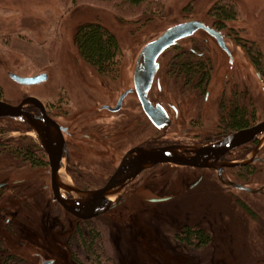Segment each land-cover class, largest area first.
<instances>
[{
  "label": "rangeland",
  "instance_id": "1",
  "mask_svg": "<svg viewBox=\"0 0 264 264\" xmlns=\"http://www.w3.org/2000/svg\"><path fill=\"white\" fill-rule=\"evenodd\" d=\"M223 2L233 3L238 11L237 20L228 21L223 31L233 59L230 60L213 38L204 32L181 42V46L184 45L182 47L188 50L193 49L196 44L203 46L205 43L206 48H201L213 57L214 66L210 86L212 97L206 101L202 96L187 103L189 106L195 104L196 108L199 107L198 109L201 108L210 115L215 110L214 106L217 109L221 90L229 92L233 89L232 97L239 100V103L245 96L249 112L253 116L251 120L255 123L262 122L264 0H166L163 11L157 12V15L144 13L145 7L138 10L126 7L123 10L126 13L122 12L123 18H119L118 9L112 7L114 3L118 4V0H102L95 5L88 3L72 10L69 8L72 0H0L2 101L16 105L26 97H37L53 108L58 123L73 127L75 131L79 130L77 145L72 148L74 153L70 156L69 170L64 161L61 173L72 185L82 186L88 180H95L92 185L98 187L106 177L105 167L109 165L99 162L103 160L102 153L87 148L83 127L97 126L103 122L108 125L116 121L115 115L101 111L100 106L104 103L115 104L120 94L133 86L137 59L148 43L181 23L199 21L212 27L216 18L211 15L210 10ZM90 23L101 24L119 41L123 57L121 76L117 82L108 80L107 85H103L102 77L79 55L74 37L80 26ZM234 39L242 40L246 45L254 44L261 52L263 80L259 79L247 53L235 44ZM189 40L193 43H188ZM51 45H55L54 52L49 51ZM172 51L164 53L163 58L171 56ZM10 74L21 77L47 74L49 79L40 86L23 87L13 82ZM175 81L167 79L163 81V86L156 84L155 99L163 102L162 98L165 97L170 100L167 104L181 105L183 97L178 95V81ZM125 107L135 109L138 101L130 96ZM204 124L207 128L214 127L206 119ZM7 128L14 134H3ZM176 129L177 125L173 127V130ZM153 131L155 136L159 135L155 129ZM25 133L37 139L36 134L22 122L0 120V141L9 137L17 139ZM253 150L251 148L250 152ZM254 157L264 159V149L257 156L256 151L250 153L245 159ZM252 163L253 173L248 175L242 185L253 190H263L264 164L258 160ZM2 166L4 167L0 160V168ZM92 167L101 169L97 173H91ZM235 171L237 168L227 171L234 181ZM151 173V184L158 189L165 187L163 193L174 194L173 198L165 203L133 199L125 207L114 206L107 214L89 220L88 223L101 232V239L95 242L93 249L101 260L98 264H264V190L259 194H250L231 189L218 181L213 171H199L195 174L194 171L161 165ZM23 176L29 180L28 184L42 179L45 181L43 186H50V174L25 170ZM197 179L201 181L195 183ZM156 191L157 189L153 192ZM43 195H47L46 200H51L50 193ZM244 206L251 214L244 210ZM51 207L53 211H49L46 216L47 230L41 229L35 223L38 217L24 207L21 215L26 220L23 219L24 230L21 233L25 235L11 233L8 243L11 252L18 257L15 259L16 264H21L22 260V264L43 263L42 258L36 257V253L40 251L37 250L35 240L28 237L29 232H41L43 241L37 243L45 248L42 253H48L53 264H72L71 255H75L83 264H91V257L95 259V254L87 250L83 252L80 242H76L75 228L83 224L76 223L60 207ZM41 210L38 207L36 212ZM50 212L59 218L58 225H52ZM72 220L74 226L70 222ZM185 225L206 229L212 235V242L202 248L185 245L181 239H177ZM81 228L80 226V230Z\"/></svg>",
  "mask_w": 264,
  "mask_h": 264
},
{
  "label": "flooded vegetation",
  "instance_id": "2",
  "mask_svg": "<svg viewBox=\"0 0 264 264\" xmlns=\"http://www.w3.org/2000/svg\"><path fill=\"white\" fill-rule=\"evenodd\" d=\"M212 28L224 34L223 33L224 30H218L213 26ZM188 39H192V38H188ZM185 40L180 41L177 46L168 50V51L173 50L172 51L173 54L171 56H167L165 58H163L162 56L159 59V70L148 94V99L154 106L157 105L161 106L163 110V114L166 118V122H164L163 120L164 122L163 124V122L161 121L162 126L160 128L157 127L153 123L152 119L148 116V114L144 111L135 92L133 93L131 92L122 101V104L119 107V101L121 97L129 91L135 90L134 78H133V86L125 90L123 93H121L115 104L104 103L100 106L101 111L109 112L115 115L116 121H114L113 123L111 122L108 125L106 124V122H103L102 124L100 123L97 126L95 125L90 126L92 129H90V127H83L82 131H84V135H86L84 137V139H86L84 140V142L87 145V148L93 149L98 153H102L103 160H100L99 162L105 163V166L107 165L109 166L105 167L106 177H104V180H102L101 183L97 185L98 187L92 185L95 180H93V182H90L88 180L87 182L89 184L86 182V185L79 186V184L78 185L73 184V186L76 189L86 192L102 189L111 179L113 174L116 172L123 157L133 149L166 148V147L175 146L184 150L183 152L186 153L187 155H192L193 153L191 152H193V150H196L198 148L213 143H218L230 137L233 134L249 129L261 123V122L255 123V121L251 120L253 116H251L249 112V104L245 96L243 97V101L241 103H239V100H236L232 97L233 89H230L229 92L226 89L221 90L219 100L217 101V109L216 106H214L215 110H213L212 112L213 114L209 115L203 109L201 108L198 109L199 107L196 108L195 104L189 106L187 102L190 100L192 101L197 100L200 99L202 96H204L205 100L207 101L209 98L212 97V92H210V86L212 82V77H213L212 74H213L214 66H213V57L210 56V54H208L209 53L208 51L201 48L203 46L206 48V46L204 45L205 43L202 42L203 46L202 44L200 45L196 44L193 49L191 48L188 50L182 47L184 45L181 46L180 44ZM214 42L216 43L215 40ZM234 42L236 45L241 46L243 51L247 53V51L244 48L245 43H243L242 40L234 39ZM188 43L192 44L193 41L189 40ZM192 67H193V71L191 70ZM197 67L198 68L202 67L206 69V72L208 73V79L206 81L203 82L201 80L202 78L198 73ZM256 74L260 80H263L262 75L259 71L256 70ZM100 76L104 80V81L102 80L103 82L101 81L102 84L107 85L106 82L108 80L109 82L110 80L113 81L112 83L117 82V79L118 80L120 79L118 77L121 76V72L119 71L116 73H111L107 76H102V75ZM167 79L170 81H172L173 79L174 81L175 80L178 81V91H179L178 95L180 97H183L180 102L181 105H177V104L175 106L169 105L167 104V102H169L170 100L165 99V97L162 98L163 102L157 101L155 99L156 97L155 94L157 93L156 92L157 89L155 85L160 84L163 86V81ZM235 94L238 96L237 93ZM130 96H134L135 99L138 101V107L137 108L135 107V109L131 107L128 108L125 107L126 100ZM43 104L45 105L48 115L58 123V121L56 120L57 117L53 113V108L45 103ZM27 111L37 116L40 114L38 110L34 109L31 106L27 107ZM237 111H243V113L246 116L247 126L242 129L234 130L230 126L231 125L230 116L231 114ZM176 118L178 120H176ZM204 119L210 122V125L213 124L212 126L214 127L207 128L204 124ZM0 120L3 121L6 120V118ZM7 120H11V119H7ZM128 121L129 123H127ZM214 122L216 126L214 125ZM58 124L66 129V132H64L66 148L65 150H63L61 165L63 166L65 161L66 162L65 165L69 170L70 156H72V153H74L72 148L77 145L76 139L79 138L77 131L79 130L75 131L73 127L63 126L60 123ZM175 125H177V129L173 130V127ZM153 129H155L156 132L159 133L158 136L154 135ZM30 131L33 132L31 128ZM10 132L13 131L7 128V130L4 131L3 134ZM25 148H29V151L30 149L33 150L32 155L33 157H35V161H31L30 159L31 156L25 157L24 155L18 152V150ZM251 148H254L252 152H250ZM262 149H264V142L261 143L259 141H254L228 152L225 156H223V158L219 162L229 164V163L240 162L241 160L246 161L249 160L245 158L248 157L250 153L256 151V156H257ZM0 160L4 165V167L2 166L0 168V173L2 172V175H0V264H16L15 259H17L18 257L16 254L11 252L8 243L10 241L11 233H14L13 235L18 234V236L25 235L22 234L24 230L22 227L24 226L23 222L26 220V217L21 215V212L24 210V207L29 208L30 213H34L33 216L35 215V217H38L37 221L34 218L35 223H37V225H39L41 229L44 228V230H47L46 227L47 213L49 211H53L51 210L52 209L51 206H54L56 208L60 207V209L63 212L65 210L54 200V193L52 191V186H51V166L49 162V157L45 152V150L42 148V145L38 137L37 139H35L33 137H29V135L25 133L17 139H10V137L7 139L3 138L2 141H0ZM256 160L261 162V164H264V161L262 162V160H264L263 158L254 157V159H251L252 162ZM252 162L246 166L237 168V171H235L236 180H237V181L235 180L236 182L232 180L227 173V171H230L233 168H225V170L221 175V178L224 181H230L243 186L242 185L243 181L248 177L249 174L253 173L251 166V164H253ZM16 164H18L17 167L15 166ZM158 166L151 169H147L143 171L138 177L132 179L131 181H128L125 187L120 192V194L116 197L113 203V207L114 206L125 207L133 199H137L139 201H149L152 203L153 202L165 203L168 202L170 198H173L174 194L167 193L166 195L163 193V191L166 190L165 187L159 188L160 189L159 190L157 186L151 184V181L153 179L152 177L153 174L151 172H154L155 168H157ZM175 168L180 170L184 169L188 171H194L195 174L198 173L199 171L201 172L213 171L216 173L218 181L221 182L219 173L214 169H200V168H191V167H184V168L175 167ZM100 169L101 168L92 167L90 169V172L97 173V171H99ZM25 170L36 171L39 172L40 174L43 172L46 175L50 174V186L47 184L43 186V182L45 181H43L42 179H38L37 182L35 181L36 183L34 182L33 184H28L29 180H27L23 176V172ZM102 170H104V168ZM198 180L200 179H197L195 183L197 182L199 183ZM35 187H36V191H35ZM163 188H165V190ZM155 189H157L156 193L153 192ZM263 190L261 189L260 193H262ZM43 192L48 194L50 193V197H51L50 201L49 199L46 200L47 195L46 196L43 195L45 194ZM67 197L69 199H72V196L70 194H67ZM38 207L41 208L42 210L36 212V209ZM66 214L72 217V219H74L76 223L88 222V221L78 220L68 213ZM49 215L53 223L52 225L53 226L58 225L59 218L55 217V215L51 212L49 213ZM74 221L73 220L70 221L73 226H74L73 224ZM53 226H50V228L53 229ZM185 226L183 228H185ZM73 232L74 229L73 231H71V234H73ZM29 233L33 237L31 238V235L27 233L28 237L30 236V240L31 239L35 240L34 243L37 245L38 248L37 250L40 251L39 253H36V257L43 259L42 264H53V261L50 259V256H48V253H42V250L45 248H42L39 245V243H37V241H43L41 238L42 235L41 232H29ZM47 258L49 260H46ZM22 263H24L23 260L21 261V264Z\"/></svg>",
  "mask_w": 264,
  "mask_h": 264
},
{
  "label": "water",
  "instance_id": "3",
  "mask_svg": "<svg viewBox=\"0 0 264 264\" xmlns=\"http://www.w3.org/2000/svg\"><path fill=\"white\" fill-rule=\"evenodd\" d=\"M204 32L213 38L218 47L232 60V53L227 46L225 35L212 27L199 22L190 21L181 23L167 29L160 37L148 43L141 51L134 70L135 90L125 93L122 101L132 92H135L144 111L152 119L157 127H161L166 118L160 105L154 106L148 99L149 91L154 83L159 70V59L166 51L178 45L182 40L192 38L197 33ZM10 78L16 84L23 87L40 86L48 81L47 74L35 77H21L10 74ZM33 107L40 114L37 116L27 111V107ZM11 119L27 124L37 135L42 148L49 157L51 166V186L54 200L66 213L81 221H89L107 214L112 208L115 198L120 194L128 181L138 177L143 171L158 165H172L175 167H191L200 169H214L219 177L225 168H239L250 164L251 159L235 163L225 164L219 162L228 152L254 141L264 140V121L231 135L230 137L207 146L193 150L192 155H187L179 147L166 148H136L128 152L122 159L116 172L108 183L100 190L86 192L76 189L62 175L61 158L65 150L64 132L51 118L41 100L35 97H26L18 105H12L0 100V119ZM163 122V124H164ZM221 182L233 189L245 191L250 194H259V190H253L230 181ZM72 196V199L67 197Z\"/></svg>",
  "mask_w": 264,
  "mask_h": 264
},
{
  "label": "trees",
  "instance_id": "4",
  "mask_svg": "<svg viewBox=\"0 0 264 264\" xmlns=\"http://www.w3.org/2000/svg\"><path fill=\"white\" fill-rule=\"evenodd\" d=\"M166 0H118V4L114 3L113 8L118 9L117 15L119 18H123L122 14L126 13L123 10L126 7L138 10L144 8V13L157 15V12H162L165 6ZM67 2V0H66ZM102 0H72V4L69 7L71 10L75 7L84 4H97ZM70 11V10H69ZM121 11V12H120ZM123 12V13H122ZM213 17L216 18L214 27L218 30H224L228 21H236L238 18V11L233 3H218L210 10ZM75 45L78 49L80 57L87 62L98 74L107 76L111 73L120 71V64L123 57V52L116 36L107 28L99 23L85 24L79 27L74 37ZM247 51L248 57L252 66L262 73L263 58L261 52L255 47L254 44L244 46ZM55 45H51L49 51L54 52ZM193 71V67L191 69ZM198 73L201 76V80L204 82L208 79V73L204 68H198ZM3 91L0 87V100H2ZM230 126L234 129H242L247 126L246 116L243 111H237L231 114ZM19 153L26 156H31V161H35L33 157V150L29 148L18 150ZM252 173V172H251ZM244 210L251 214V211L244 206ZM83 225L76 227V242H80V248L89 253L95 254L93 251L94 244L101 239V232L92 226L88 222H83ZM83 229V230H82ZM177 239L187 245H194L195 247H207L212 242V236L210 233L200 227H188L182 228ZM93 256V255H92ZM95 259L91 257V264H98L101 262L97 253L94 255ZM72 264H83L79 261L75 255H71Z\"/></svg>",
  "mask_w": 264,
  "mask_h": 264
},
{
  "label": "bare ground",
  "instance_id": "5",
  "mask_svg": "<svg viewBox=\"0 0 264 264\" xmlns=\"http://www.w3.org/2000/svg\"><path fill=\"white\" fill-rule=\"evenodd\" d=\"M263 142H264V140L261 143H263Z\"/></svg>",
  "mask_w": 264,
  "mask_h": 264
}]
</instances>
